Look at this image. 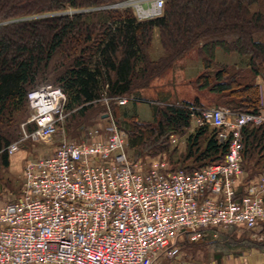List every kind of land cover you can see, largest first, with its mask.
<instances>
[{"label":"trees","instance_id":"obj_1","mask_svg":"<svg viewBox=\"0 0 264 264\" xmlns=\"http://www.w3.org/2000/svg\"><path fill=\"white\" fill-rule=\"evenodd\" d=\"M118 1L123 0H0L2 165L10 163L6 146L19 137L21 123L27 130L35 127L26 122L30 90L47 82L59 86L67 96L62 125L78 128L97 116L107 119L104 110H115L116 96L142 98L141 90L192 48L202 63L194 81L199 89L220 95L218 102L232 111L261 112L264 0H166L162 14L146 20L131 6H112ZM217 48L248 61L218 62ZM192 105L206 104L199 97L151 102L153 119L131 118L127 148L137 158L166 153L173 169L187 171L221 161L229 139L220 141L219 128L209 122L190 130ZM187 132L185 150L175 158L172 136ZM241 134L248 177L264 173V122L247 123ZM260 234L262 239L236 238L264 249V222Z\"/></svg>","mask_w":264,"mask_h":264},{"label":"built area","instance_id":"obj_2","mask_svg":"<svg viewBox=\"0 0 264 264\" xmlns=\"http://www.w3.org/2000/svg\"><path fill=\"white\" fill-rule=\"evenodd\" d=\"M165 1L113 6H131L146 20L161 15ZM28 99L27 122L35 127L6 146L9 155L29 139L52 141L63 127L66 94L59 86L41 84ZM133 99L114 97L118 104ZM192 110L196 125L209 122L220 141L229 139L221 161L187 171L159 155L134 159L110 111L108 123L90 127L81 140L62 137L52 154L28 160L19 195L0 204V264H152L161 255L184 261L186 238L262 224L264 173L248 177L244 170L241 131L264 115L212 105Z\"/></svg>","mask_w":264,"mask_h":264},{"label":"rangeland","instance_id":"obj_3","mask_svg":"<svg viewBox=\"0 0 264 264\" xmlns=\"http://www.w3.org/2000/svg\"><path fill=\"white\" fill-rule=\"evenodd\" d=\"M242 58L246 59V56H242L236 52L228 53L221 48L216 49V60L218 62L235 65V62L240 61ZM201 67V58L198 55L197 49L192 48L188 54L178 58L169 70L156 77L148 88L143 89L145 92L142 93V98L138 99L136 102L129 101L126 105L116 104V107L114 106L115 110L113 108H110L106 111L104 110V114L107 115V112L109 113V111L111 112L112 116L114 114L116 122L126 132L133 116H137V118L140 120L153 119L150 104L151 102L158 100L168 103H175L183 100H194L196 97H199V99L206 105L223 106L228 108L225 103H222V100V102H218V100L221 99V97H219L220 95L212 93L206 89H199L195 84V77L200 71ZM134 104H136L135 107ZM126 111L128 114H125ZM29 117L30 115L27 117L26 122ZM108 121L109 118L102 119L101 117L97 116L92 121L86 120L83 126L78 128H73V125H70V122L67 124V128L65 127L66 129L61 127V130L53 137L52 141H34L31 139L25 141L21 148L10 157L12 162L8 167L2 165L0 162V204L7 201L5 197L1 198V193H3V191L7 194L8 201L14 200L18 196L20 191V183L23 177V167L28 160L52 154L55 151L57 145L61 142L62 137H66L68 140H81L86 135L87 130L90 127L107 124ZM24 123V121L21 123V133L18 138L24 134V129H26V127L23 126ZM191 126L192 127H190V130H193V128L197 125L194 123V121H192ZM188 133L189 132L181 136L173 135L174 138L172 136V146H176L175 148L177 149L175 158L178 157L177 154H180L185 150L186 137ZM127 150L131 157L137 159V157H135L133 154L134 149L131 150L127 148ZM157 155H159L160 158L166 157L168 160H170L166 153H160ZM148 156L152 155L139 156L138 158H143V160H146ZM170 165L172 166L173 164L170 163ZM261 230L262 224H260L255 229L243 230L232 228L229 232L232 231L231 233L238 236L243 235L250 236L251 238L255 239H262L259 236ZM184 249L185 247H183V251Z\"/></svg>","mask_w":264,"mask_h":264},{"label":"crops","instance_id":"obj_4","mask_svg":"<svg viewBox=\"0 0 264 264\" xmlns=\"http://www.w3.org/2000/svg\"><path fill=\"white\" fill-rule=\"evenodd\" d=\"M247 58L248 57H246V59L242 58L240 61H236L235 64L244 66L248 61ZM258 80L261 84V97L263 103L260 113L264 115V79L260 77ZM144 92L145 90L142 89L140 93L142 94ZM135 106L136 104H134V107ZM125 114H128V112L126 111ZM9 156L11 157L12 155ZM11 162L12 159L10 158L9 165ZM9 165L6 166L8 167ZM22 183L23 177L20 183V190ZM1 195V198L5 197L8 201L7 194L4 193V191ZM229 231L221 233L218 236L212 231H206L200 239L194 241L186 238L182 242L183 247H185L183 251L184 261H182V258L179 256L169 258L166 255H161L152 264H264V249L249 242L237 240L236 237H238V235Z\"/></svg>","mask_w":264,"mask_h":264},{"label":"bare ground","instance_id":"obj_5","mask_svg":"<svg viewBox=\"0 0 264 264\" xmlns=\"http://www.w3.org/2000/svg\"><path fill=\"white\" fill-rule=\"evenodd\" d=\"M67 97V96H66Z\"/></svg>","mask_w":264,"mask_h":264}]
</instances>
